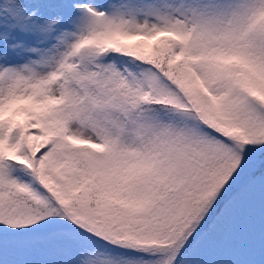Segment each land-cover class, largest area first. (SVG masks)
I'll return each instance as SVG.
<instances>
[{
	"label": "snow or ice",
	"instance_id": "6c2138e0",
	"mask_svg": "<svg viewBox=\"0 0 264 264\" xmlns=\"http://www.w3.org/2000/svg\"><path fill=\"white\" fill-rule=\"evenodd\" d=\"M0 264H264V0H0Z\"/></svg>",
	"mask_w": 264,
	"mask_h": 264
}]
</instances>
